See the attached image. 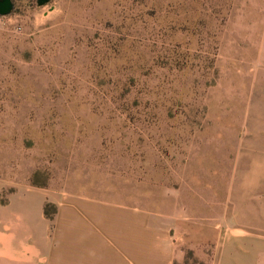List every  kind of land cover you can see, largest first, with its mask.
<instances>
[{
  "label": "rangeland",
  "instance_id": "1",
  "mask_svg": "<svg viewBox=\"0 0 264 264\" xmlns=\"http://www.w3.org/2000/svg\"><path fill=\"white\" fill-rule=\"evenodd\" d=\"M0 230L39 264H264V0H14Z\"/></svg>",
  "mask_w": 264,
  "mask_h": 264
},
{
  "label": "crops",
  "instance_id": "2",
  "mask_svg": "<svg viewBox=\"0 0 264 264\" xmlns=\"http://www.w3.org/2000/svg\"><path fill=\"white\" fill-rule=\"evenodd\" d=\"M42 257L41 252L35 246L26 243L20 236L8 230H0V264H39ZM84 261L87 260L84 259ZM89 264L101 263L94 261Z\"/></svg>",
  "mask_w": 264,
  "mask_h": 264
},
{
  "label": "water",
  "instance_id": "3",
  "mask_svg": "<svg viewBox=\"0 0 264 264\" xmlns=\"http://www.w3.org/2000/svg\"><path fill=\"white\" fill-rule=\"evenodd\" d=\"M51 0H36L38 6H42ZM13 9V0H0V17L9 15Z\"/></svg>",
  "mask_w": 264,
  "mask_h": 264
},
{
  "label": "trees",
  "instance_id": "4",
  "mask_svg": "<svg viewBox=\"0 0 264 264\" xmlns=\"http://www.w3.org/2000/svg\"><path fill=\"white\" fill-rule=\"evenodd\" d=\"M13 2H14V0H13Z\"/></svg>",
  "mask_w": 264,
  "mask_h": 264
}]
</instances>
